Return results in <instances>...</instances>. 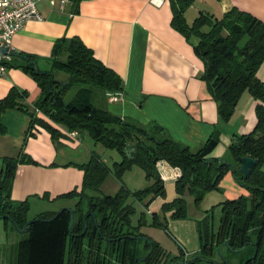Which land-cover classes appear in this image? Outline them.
I'll return each mask as SVG.
<instances>
[{"label": "trees", "instance_id": "16d2710c", "mask_svg": "<svg viewBox=\"0 0 264 264\" xmlns=\"http://www.w3.org/2000/svg\"><path fill=\"white\" fill-rule=\"evenodd\" d=\"M79 1L72 0L75 8ZM169 2L172 27L191 43L194 53L203 62L200 78L217 105L220 121L230 119L244 91L257 101L253 130L235 135L228 146L237 165L232 170L233 176L247 189L248 195L225 199L203 212L197 222L199 248L195 254L186 255L180 246L176 255L170 254L140 229L147 225L167 232L166 213H170L171 219L188 216L187 196L192 197L198 209L208 192L220 190L219 183L231 167L224 159L209 156L219 142V131L214 129L202 146L193 150L169 138L156 123L142 125L92 104L89 95L94 90L106 97L107 93H122L123 84L120 76L94 57L93 51L77 36L56 40L48 61L49 69L45 72L34 70L35 56L13 50V58L24 60L15 65L32 74L41 88V96L32 107L24 103L25 91L14 87L0 99V114L6 109H18L27 114L29 122L23 143L33 136L35 125L47 130L53 140L63 136L52 122L68 131H85L95 143L115 149L122 156L120 162L114 163L113 170L94 151L88 161L76 164L83 170L81 189L63 195L78 197L70 226L67 210L53 219L57 212L38 214L35 218L48 220L28 224L18 244L17 264H200L201 261L212 262L218 249L224 246L231 250L250 246V255L244 264H264V81L256 76L264 61V22L232 7L221 17L199 11L188 24L184 12L194 0ZM53 68L67 74L65 85L54 79ZM72 87L82 94V100L73 97L66 101L67 91ZM0 131H3L1 123ZM127 144L135 149L132 158L124 152ZM238 156L256 160L247 176L238 169ZM155 158L159 160L154 162ZM160 161L179 170L174 181L176 196L162 203L158 212H148V206L157 197L165 196L164 181L157 167ZM21 163L35 161L21 149L17 157H3L0 167V220L13 226L16 223L20 229L28 221L29 205L27 201L12 202L10 192L16 166ZM133 163L143 169L146 186L130 191L121 185L113 194L101 192L110 173L120 180L123 171ZM134 203L144 206L146 211L140 212L133 224ZM216 207L220 210L217 221L213 215ZM146 215H150L149 220ZM252 252H256L254 257Z\"/></svg>", "mask_w": 264, "mask_h": 264}, {"label": "crops", "instance_id": "0c3cea01", "mask_svg": "<svg viewBox=\"0 0 264 264\" xmlns=\"http://www.w3.org/2000/svg\"><path fill=\"white\" fill-rule=\"evenodd\" d=\"M232 7L264 22V0H194L184 17L190 24L199 11L221 17ZM38 8L43 19L24 22L11 38L14 52L35 56L38 70L45 72L56 40L77 36L93 51L94 57L114 70L122 80V99L110 105V109L106 107L109 112L142 125L156 123L164 128L169 138L193 150L200 148L217 129L219 142L209 156L235 163L228 146L235 135L253 130L257 101L244 91L230 119L220 121L217 105L200 78L204 68L202 60L194 53L191 43L172 27L169 0H80L76 8L72 0L64 6L57 0L54 4L42 0ZM23 62V59L11 56L8 63L14 66L8 64L6 74L0 76V99L16 86L29 92L27 101L32 107L41 96V88L36 79L30 77L32 74L15 65ZM256 76L264 81V61ZM106 102L107 105L112 103L107 99ZM38 115L46 119L41 113ZM28 122L27 114L18 109H6L0 114L3 126L0 167L3 157H17L21 149L35 161L16 166L11 201L28 202V220L43 212L74 209L78 197L63 195L80 191L83 170L76 164L88 161L92 151L87 156L78 150L82 143L80 132L77 140L71 139L66 128L52 122L63 136L53 140L47 130L35 125L33 136L23 143ZM159 166L164 167L163 181H172L174 186L173 176L179 170L165 161H160ZM220 186L223 188L222 199L248 195L235 180L232 168L225 173ZM186 199V218L171 219L170 213L165 214L167 232H164L175 242L177 249L173 253L169 250L172 255L177 254L178 246L189 256L199 248L197 222L203 212L193 205L191 196ZM156 201L159 204L155 212H158L162 203L170 200L157 197ZM148 212L154 211L148 208ZM8 229L6 222L0 223V242L7 239ZM156 241L161 244L160 240ZM212 261L218 263L215 257Z\"/></svg>", "mask_w": 264, "mask_h": 264}, {"label": "rangeland", "instance_id": "374dc122", "mask_svg": "<svg viewBox=\"0 0 264 264\" xmlns=\"http://www.w3.org/2000/svg\"><path fill=\"white\" fill-rule=\"evenodd\" d=\"M40 67H42L41 64ZM47 68L49 69V65L47 66ZM52 73L56 81L63 82L64 85L67 83L66 73L57 70L55 68L52 69ZM30 77L34 79L33 76ZM13 87L19 91H25L26 98L24 99V103L31 106L27 101L29 92L27 90L20 89V87H16V86ZM73 97L77 98L78 100H82V94L79 93L76 87H72L68 89L65 98L66 101H69L72 100ZM106 99L107 98L105 97V95L99 90H94L93 93H90L89 95L90 102L96 106L107 107L108 109H110L111 107L110 105L112 104L115 105L116 102L115 103L112 102L111 104L107 105ZM80 138L82 139V143L81 145H79L78 150H80L82 154H86L88 156L90 151L96 152L97 154L100 155L101 159L106 164H108V166L112 170L114 163L121 161L122 156L117 150L106 148L101 143H95L85 131L81 132ZM146 184L147 181L143 169L137 164L133 163L130 165V167H128L126 170L123 171V173L120 176V180L114 178L112 173H110V175L106 178V180L104 181L101 187V192L106 194H113L117 192V190L120 188L121 185L125 186L130 191H135L143 188L144 186H146ZM164 186H165V196L163 198H165L166 200L168 199L171 200L175 195L172 181H164ZM219 188H220L219 191L213 190V192L210 191L212 192L210 193V195L204 196L203 200L199 204V210H201L202 212L210 210L211 207L217 204L219 200H223V201L225 200L222 199L224 198V196H222L223 188L221 186ZM241 188H243L245 191L247 190L243 186ZM95 194H99V193H95ZM238 196H236V198ZM158 204L159 203L155 199L148 206V208L155 212V208L158 206ZM134 206L136 207V212L132 216L133 224L135 223L139 213L145 210V207L140 205L139 203H134ZM213 215H214V220L217 221L220 215L219 207L215 208ZM149 218L150 215H146V219L149 220ZM3 222L5 223V221L0 220V223ZM7 225L9 227L7 232L8 233L7 239H5L4 242L3 241L0 242V264H17V251H18L19 240L24 238L25 234L21 233L10 222H7ZM140 232L147 234L156 240H160L161 244H163V247L168 251L171 250L172 253L177 251L175 242L171 238H169V236H167L164 230L161 229L160 227L146 225L141 227ZM254 253L255 252H252L251 254L252 257ZM249 255H250V246L245 247L242 250H231L228 247L224 246L222 247V250L220 248L219 253L215 255V258L218 261V263L216 261H212V262L201 261L200 264H244L245 258H247Z\"/></svg>", "mask_w": 264, "mask_h": 264}, {"label": "built area", "instance_id": "2783aa9c", "mask_svg": "<svg viewBox=\"0 0 264 264\" xmlns=\"http://www.w3.org/2000/svg\"><path fill=\"white\" fill-rule=\"evenodd\" d=\"M42 0H0V76H4L7 71V62L11 59V52L13 48L11 46L12 36L19 31L24 22L27 20L43 19L38 8V3ZM56 0H49L50 4H54ZM64 6L68 0H57ZM5 49V52H2ZM123 94L107 93L106 97L109 102H116L122 99ZM67 136L71 139L77 140L78 131L71 130L66 132ZM160 175L163 172L164 167L159 166L157 163ZM179 172L173 176L177 178ZM162 177V175H161Z\"/></svg>", "mask_w": 264, "mask_h": 264}, {"label": "water", "instance_id": "95a60500", "mask_svg": "<svg viewBox=\"0 0 264 264\" xmlns=\"http://www.w3.org/2000/svg\"><path fill=\"white\" fill-rule=\"evenodd\" d=\"M2 52H5V49H2ZM33 65H34V70L36 72H38L37 65L35 63ZM124 152L126 153V155L129 158H132L135 155V149L133 148L132 144H127L125 146ZM158 160H159L158 158H155L154 162H157ZM237 162L239 164L238 169L244 176H247L252 171V169L255 167V165H256V160H254L253 158H251L249 156H243V157L242 156H238L237 157ZM227 164L230 165V167L232 168L233 171L237 168V165L235 163H233V162L227 163ZM0 202H1V197H0ZM62 210H67L70 213V220H69V226H70V224H71V222L73 220V215H74L73 214V210L71 208H64V209L59 210L51 219L56 218L58 216V214ZM90 214L93 216V219L95 221L94 213L91 212ZM38 220L46 221L48 219H39V218L30 219L24 224L22 229H20L16 225V223H14V225L21 233H24L26 231V228H27L28 224H30L31 222L38 221ZM85 228H86V224L84 225V230H85ZM219 251H220V248H219ZM255 254H256V252L254 253L253 257L255 256ZM145 257L146 256L142 257L141 259H144Z\"/></svg>", "mask_w": 264, "mask_h": 264}]
</instances>
